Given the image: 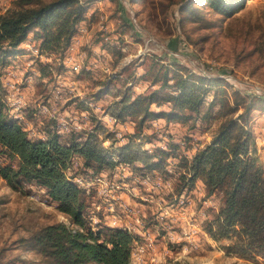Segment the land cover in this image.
I'll return each mask as SVG.
<instances>
[{
	"label": "rangeland",
	"instance_id": "obj_1",
	"mask_svg": "<svg viewBox=\"0 0 264 264\" xmlns=\"http://www.w3.org/2000/svg\"><path fill=\"white\" fill-rule=\"evenodd\" d=\"M14 1L0 0V14ZM229 9L228 15L216 13L210 0H92L65 51L46 53L40 31L34 30L22 53L0 67V101L30 138L45 140L52 130L66 142L92 133L114 150L129 143L138 122L135 117L116 119L114 103L159 89L161 81L154 80L163 75L162 64L171 72L178 68L204 78L208 93L199 117L186 124L153 119L134 138L141 152L162 158L163 168L152 175L155 183L161 181L151 192L152 202L142 204L155 245L138 241L147 254L135 257L133 264H264L262 257L249 260L232 253L235 239L215 240L206 232L223 205L221 192L208 196L200 181L181 197L176 190L185 163L212 142L224 121L250 106L247 127L264 168V101L259 99L264 96V0H236ZM167 106L154 105L153 110L168 112ZM7 165L16 161L0 153V166ZM139 190L150 195L143 186ZM86 216L84 230L97 231ZM58 223L81 230L46 189L34 182L15 189L0 177V264H46L28 241ZM105 232L101 241L107 240Z\"/></svg>",
	"mask_w": 264,
	"mask_h": 264
},
{
	"label": "trees",
	"instance_id": "obj_2",
	"mask_svg": "<svg viewBox=\"0 0 264 264\" xmlns=\"http://www.w3.org/2000/svg\"><path fill=\"white\" fill-rule=\"evenodd\" d=\"M91 1L15 0L11 8L0 14V67L7 65L9 57L22 53V44L34 30L40 31L38 37L46 53L65 51L84 21ZM210 1L216 13L228 15L236 0ZM161 67L165 69L163 75L154 80L161 81L159 89L134 99L125 96L114 103L116 119L138 120L137 133L116 150L105 147L92 133L85 140L72 136L64 142L57 131L48 130L45 140H34L10 115L7 104L0 101V153L16 161L15 166H0V177L15 189L23 182H34L46 189L60 210L81 229L73 230L68 224L58 223L37 231L28 242L39 248L46 264H130L134 240L130 233L107 227L95 232L84 230L91 201L73 179L82 173L113 172L120 165L129 166L141 176L153 175L163 168L162 158L141 152L134 145V138L153 119L184 124L195 120L202 114L208 88L202 77L184 75L178 68L171 72L163 64ZM165 89L173 90L162 96ZM259 99L264 101V96ZM164 104L168 105V112L153 110L154 105ZM251 110L250 106L238 118L231 117L220 125L212 142L185 163L186 172L176 190L181 197L200 181L208 196L221 192L223 205L207 223L206 232L215 240L235 239L229 246L231 252L255 260L264 258V168L259 163L253 132L247 127ZM135 161L144 167L136 168ZM74 162L79 163L76 172ZM104 232L107 240L101 241Z\"/></svg>",
	"mask_w": 264,
	"mask_h": 264
},
{
	"label": "built area",
	"instance_id": "obj_3",
	"mask_svg": "<svg viewBox=\"0 0 264 264\" xmlns=\"http://www.w3.org/2000/svg\"><path fill=\"white\" fill-rule=\"evenodd\" d=\"M15 106L19 108L20 104ZM78 168L79 163L74 162L75 172ZM119 170L130 174L121 176L122 172L119 173ZM122 177L129 178L131 182L123 181ZM73 180L90 198L91 204L86 217L93 229L107 227L127 231L134 238L130 264L134 263L135 257H144L147 250L138 241L143 239L146 245H155V238L146 226L142 204L152 202L151 192L158 188L156 186L161 181L155 183L156 177L152 175H137L127 165H120L113 172H103L99 175L78 174ZM140 186L149 190L150 195L140 193ZM193 227L196 228V225Z\"/></svg>",
	"mask_w": 264,
	"mask_h": 264
}]
</instances>
